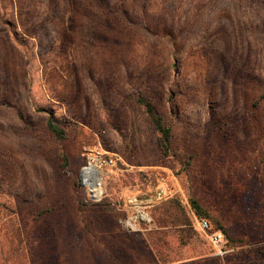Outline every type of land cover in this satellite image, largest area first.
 I'll return each instance as SVG.
<instances>
[{"label":"rangeland","instance_id":"obj_1","mask_svg":"<svg viewBox=\"0 0 264 264\" xmlns=\"http://www.w3.org/2000/svg\"><path fill=\"white\" fill-rule=\"evenodd\" d=\"M0 264H264V0H0Z\"/></svg>","mask_w":264,"mask_h":264},{"label":"trees","instance_id":"obj_2","mask_svg":"<svg viewBox=\"0 0 264 264\" xmlns=\"http://www.w3.org/2000/svg\"><path fill=\"white\" fill-rule=\"evenodd\" d=\"M176 46V42H173ZM137 103L144 110L146 116L149 118L155 132L159 138V147L164 157H169L172 149V128L166 121L165 117L158 111L155 104L151 99L145 96H140L137 98ZM48 128L51 133L58 139L66 138V130L62 128L59 123L54 119V116H50L48 120ZM192 206L196 210L200 219H206L209 217L204 211H202L197 201H192ZM211 225V224H210ZM212 228V226H211ZM212 230H222L221 228ZM226 235V233H225Z\"/></svg>","mask_w":264,"mask_h":264},{"label":"built area","instance_id":"obj_3","mask_svg":"<svg viewBox=\"0 0 264 264\" xmlns=\"http://www.w3.org/2000/svg\"><path fill=\"white\" fill-rule=\"evenodd\" d=\"M112 162H113L112 160H108V159H98L97 165H93L92 163L89 164V167L93 166L99 172V176L101 178L100 189L102 188V177L100 174V168L102 166L111 164ZM85 184L87 185V187H89L91 193L94 194L92 192L91 185L87 184V183H85ZM197 227L202 233H204L206 235V237H207L211 247L214 249L217 257L223 259L224 257H226L231 252L230 250L226 249L227 237L222 230H212L210 223L206 219L198 220L197 221Z\"/></svg>","mask_w":264,"mask_h":264},{"label":"bare ground","instance_id":"obj_4","mask_svg":"<svg viewBox=\"0 0 264 264\" xmlns=\"http://www.w3.org/2000/svg\"><path fill=\"white\" fill-rule=\"evenodd\" d=\"M87 176V184L91 185V189L93 194V198L98 199L101 195L100 182L101 178L99 176V172L93 167H88L85 170Z\"/></svg>","mask_w":264,"mask_h":264}]
</instances>
